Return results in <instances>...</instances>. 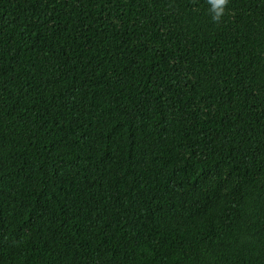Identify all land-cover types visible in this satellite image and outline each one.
I'll return each mask as SVG.
<instances>
[{
    "label": "trees",
    "instance_id": "1",
    "mask_svg": "<svg viewBox=\"0 0 264 264\" xmlns=\"http://www.w3.org/2000/svg\"><path fill=\"white\" fill-rule=\"evenodd\" d=\"M0 264H264V0H0Z\"/></svg>",
    "mask_w": 264,
    "mask_h": 264
},
{
    "label": "clouds",
    "instance_id": "2",
    "mask_svg": "<svg viewBox=\"0 0 264 264\" xmlns=\"http://www.w3.org/2000/svg\"><path fill=\"white\" fill-rule=\"evenodd\" d=\"M211 21L220 24L228 10L229 0H205Z\"/></svg>",
    "mask_w": 264,
    "mask_h": 264
}]
</instances>
